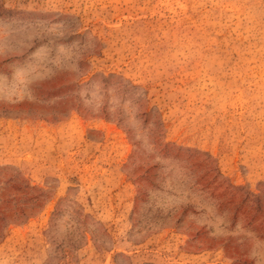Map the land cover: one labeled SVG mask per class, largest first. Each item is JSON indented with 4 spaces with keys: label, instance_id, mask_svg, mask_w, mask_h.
<instances>
[{
    "label": "rangeland",
    "instance_id": "rangeland-1",
    "mask_svg": "<svg viewBox=\"0 0 264 264\" xmlns=\"http://www.w3.org/2000/svg\"><path fill=\"white\" fill-rule=\"evenodd\" d=\"M0 264H264V0H0Z\"/></svg>",
    "mask_w": 264,
    "mask_h": 264
}]
</instances>
